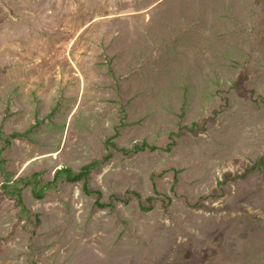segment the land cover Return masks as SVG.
Masks as SVG:
<instances>
[{
	"label": "rangeland",
	"instance_id": "rangeland-1",
	"mask_svg": "<svg viewBox=\"0 0 264 264\" xmlns=\"http://www.w3.org/2000/svg\"><path fill=\"white\" fill-rule=\"evenodd\" d=\"M12 1L0 264H264V0Z\"/></svg>",
	"mask_w": 264,
	"mask_h": 264
},
{
	"label": "trees",
	"instance_id": "trees-1",
	"mask_svg": "<svg viewBox=\"0 0 264 264\" xmlns=\"http://www.w3.org/2000/svg\"><path fill=\"white\" fill-rule=\"evenodd\" d=\"M60 172L66 173L67 177H68V180L71 181V182H76V181L82 180L85 177V175H86V171H82V172H80L77 175H73L71 170L68 169V168H63V169H61V171H59V174H60Z\"/></svg>",
	"mask_w": 264,
	"mask_h": 264
},
{
	"label": "crops",
	"instance_id": "crops-1",
	"mask_svg": "<svg viewBox=\"0 0 264 264\" xmlns=\"http://www.w3.org/2000/svg\"><path fill=\"white\" fill-rule=\"evenodd\" d=\"M13 3H15V5H18V4H20L21 6L23 5L22 3H25V0H13L12 1ZM0 10H2V9H0ZM21 11H25L24 9H22ZM3 31H1V33H2ZM3 34H4V32H3ZM23 34V33H22Z\"/></svg>",
	"mask_w": 264,
	"mask_h": 264
},
{
	"label": "bare ground",
	"instance_id": "bare-ground-1",
	"mask_svg": "<svg viewBox=\"0 0 264 264\" xmlns=\"http://www.w3.org/2000/svg\"><path fill=\"white\" fill-rule=\"evenodd\" d=\"M48 156H51V155H48ZM53 156H54V155H53ZM53 156H52V157H53Z\"/></svg>",
	"mask_w": 264,
	"mask_h": 264
}]
</instances>
